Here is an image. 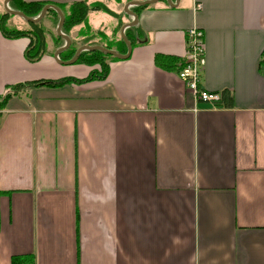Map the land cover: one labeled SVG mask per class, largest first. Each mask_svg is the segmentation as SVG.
I'll return each mask as SVG.
<instances>
[{"label": "crops", "instance_id": "1", "mask_svg": "<svg viewBox=\"0 0 264 264\" xmlns=\"http://www.w3.org/2000/svg\"><path fill=\"white\" fill-rule=\"evenodd\" d=\"M23 1L63 15L78 1L100 4L61 29L72 46L125 54L120 29L137 20L123 30L128 57L108 59L104 79L37 86L0 110V264L15 254L34 264H264V0ZM194 26L200 86L229 104L197 100L175 69L154 63L182 61ZM53 33L29 62L28 38L0 32V97L99 68L58 63Z\"/></svg>", "mask_w": 264, "mask_h": 264}, {"label": "trees", "instance_id": "2", "mask_svg": "<svg viewBox=\"0 0 264 264\" xmlns=\"http://www.w3.org/2000/svg\"><path fill=\"white\" fill-rule=\"evenodd\" d=\"M44 5H45L44 3H40V2H25L23 0H11L8 2V6H10L11 9L21 11L28 17H36L40 13ZM100 7L101 6L98 3L87 4L86 2H83V1L75 2L74 4H72L71 10L69 11V13L67 15H64V22L61 27L62 32L67 31L69 28L84 22L89 10L99 9ZM7 14L8 13H3L2 15H0V32L2 33L3 36L7 38L27 37L28 45L24 49V58L29 62L38 61L44 54H46L45 38H46V35L50 33L47 29L44 28V26H42V20L45 17H47L49 14H53L57 18V22H58L57 13L55 12L54 9H48L46 13L44 14V16L39 21L27 22L29 26H27L26 28H21V29L8 26L6 22V16H9V15ZM125 35L127 36L126 32H125ZM56 39L62 40L59 36H56ZM120 41L123 43L121 39ZM62 45L63 44L59 45L58 48L61 47ZM81 45L75 47V46H72V43H70V45L66 49L62 50L58 54V59L63 60V61L71 59L76 49L80 47ZM88 45L90 46L100 45L107 49L112 50V47L110 45H101L98 43L95 44L93 42L89 43ZM108 59L114 60L116 58L110 54H107L99 50H92V51L83 50L79 53L76 63H82L88 66H94V65L99 66V68L91 70L86 78H83V79L62 78L59 80H36V81L24 82L20 84L6 86L4 94L0 97V110L5 106L6 101L10 97L19 94L20 89H23V88L32 89L37 86L55 87V86H59L62 84H67L70 81L82 83V82L92 80L94 78L104 79L108 71ZM154 63L165 69H170V70L175 69V71L177 72L183 65L184 60L181 61L172 56L157 54L154 57ZM259 65L264 70V48L260 53ZM230 100L231 99L229 98L227 93L221 92V96L219 100L215 102V104H223V102H226L227 104H229ZM10 264H34L33 254L11 255Z\"/></svg>", "mask_w": 264, "mask_h": 264}, {"label": "built area", "instance_id": "3", "mask_svg": "<svg viewBox=\"0 0 264 264\" xmlns=\"http://www.w3.org/2000/svg\"><path fill=\"white\" fill-rule=\"evenodd\" d=\"M200 4H195V9L200 8ZM184 63L176 72L178 78L185 86L191 90L197 100L213 102L219 100L220 94L209 92L200 86V78L204 64V44L202 31L198 27H190L186 30V50Z\"/></svg>", "mask_w": 264, "mask_h": 264}, {"label": "water", "instance_id": "4", "mask_svg": "<svg viewBox=\"0 0 264 264\" xmlns=\"http://www.w3.org/2000/svg\"><path fill=\"white\" fill-rule=\"evenodd\" d=\"M11 1V0H4L3 1V7H4V10L9 13V14H12V15H17L21 18H23L25 21L27 22H37L39 21L43 16L44 14L46 13V11L48 9H54L55 12L57 13L58 15V22H57V25H56V34L58 36H60L63 40H64V44L59 47L58 49L55 50L54 54H53V57L54 59L60 63V64H66V65H70V64H74L76 63V60H77V57L79 55V53L83 50H99V51H102V52H105L107 54H110L118 59H125L128 57L129 53H130V50H131V43L128 41V39L125 37L124 33H123V30L126 26H131L133 24L136 23V20H137V16L135 14H133V18L134 20H132L131 22L123 25L120 29V36L121 38L123 39V41L125 42L126 44V47H127V51L125 54H120L118 53L117 51L115 50H111V49H107L103 46H100V45H93V46H90V45H81L80 47H78L73 55V57L69 60H60L58 59V54L66 49L69 45H70V39L67 35L63 34L61 32V27H62V24L64 22V15L62 13V11L60 10L59 7H57L56 5H52V4H46L43 6V8L41 9L40 13L36 16V17H28L26 16L23 12L21 11H17V10H13L11 9L9 6H8V2ZM153 1H156V0H149V1H145V2H132V4H138V5H144V4H148V3H151ZM178 0H176L177 2ZM172 5V4H171ZM128 13H131L129 11H126ZM132 14V13H131Z\"/></svg>", "mask_w": 264, "mask_h": 264}, {"label": "rangeland", "instance_id": "5", "mask_svg": "<svg viewBox=\"0 0 264 264\" xmlns=\"http://www.w3.org/2000/svg\"><path fill=\"white\" fill-rule=\"evenodd\" d=\"M2 1L3 0H0V12H1V14L0 15H2L3 13H7L5 10H4V7H3V4H2ZM10 7V6H9ZM11 8V7H10ZM7 15H9V16H6V22H7V20H11V22H13L14 24H17L18 26L20 25V26H22V27H26V26H29L28 25V23H27V21H25L23 18L21 19L19 16H17V15H10L9 13L7 14ZM55 16V15H53V14H49V16ZM104 18H108V15L106 14V13H104V15H102ZM48 17V16H47ZM46 17V18H47ZM55 18V21H53V24L52 23H50V27L49 26H47V24H48V21H42V26H44V28L45 29H47L46 27H49V32H50V34H52V35H55L54 33H53V30L55 29V26H56V23H57V18L56 17H54ZM56 36H58V35H56ZM75 42V41H74ZM63 43V41L61 40V44ZM79 44V43H78ZM78 44H75V47H77V46H79ZM74 48V47H73ZM75 64V63H74ZM76 64H78V63H76ZM68 66H71V64L70 65H68ZM30 89H26V88H23V89H20V91H19V93H23V92H26V91H29Z\"/></svg>", "mask_w": 264, "mask_h": 264}]
</instances>
